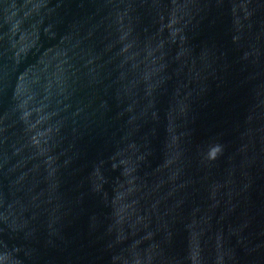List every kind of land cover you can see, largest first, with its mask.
Returning a JSON list of instances; mask_svg holds the SVG:
<instances>
[{
    "label": "water",
    "instance_id": "obj_1",
    "mask_svg": "<svg viewBox=\"0 0 264 264\" xmlns=\"http://www.w3.org/2000/svg\"><path fill=\"white\" fill-rule=\"evenodd\" d=\"M0 264H264V0H0Z\"/></svg>",
    "mask_w": 264,
    "mask_h": 264
}]
</instances>
